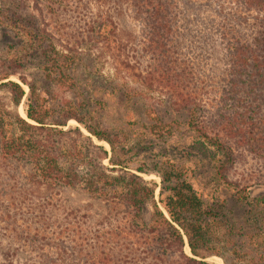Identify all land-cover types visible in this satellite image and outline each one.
Returning a JSON list of instances; mask_svg holds the SVG:
<instances>
[{"label":"trees","instance_id":"16d2710c","mask_svg":"<svg viewBox=\"0 0 264 264\" xmlns=\"http://www.w3.org/2000/svg\"><path fill=\"white\" fill-rule=\"evenodd\" d=\"M47 1L54 6L43 5ZM123 1L139 25L143 49L150 59L144 84L167 93L182 107L190 132L187 145L214 157L212 175L233 193L208 205L195 184L181 178L179 165L170 170L145 163L130 165V159L115 157L108 135L77 115L48 121L49 107L38 100L32 82L18 75L28 87L26 92L10 78L17 71L9 64L0 66L2 236L32 253L21 264H214L207 259L212 254L220 255L224 264H242L247 252L264 264V191L256 192L264 188V0ZM33 2L37 11L41 4L55 11L81 0ZM23 19L22 14L0 5V37L14 44L13 37L24 36L10 53L9 63L24 60V45L34 49L40 43L39 29L27 27ZM108 24L112 22L104 20L97 27L101 30ZM204 33L221 47L222 62L210 72L199 73L197 63L185 56L184 47L194 35ZM46 56L47 66L56 73L54 78L74 84L70 63L74 57L54 52ZM25 95L26 117L17 110ZM144 113L154 135H173L180 129V121H164L150 108ZM72 116L97 139L106 140L111 154L79 128L74 133L81 141L70 139L71 127L60 126ZM237 150L253 153L259 160L254 183L242 184L229 177ZM105 158L110 166L103 163ZM152 171L160 177L157 200V184L141 174ZM23 179L35 183L34 188L53 185L86 193L105 208V224L92 234L79 236L81 225L50 219L45 215L47 207L41 215L26 211L16 201L26 192ZM225 208H230L231 218ZM110 216L113 222L107 224ZM223 227L230 236L218 247L211 242L216 230ZM185 243L190 254L184 251ZM17 252L18 247H0V264H17L13 263Z\"/></svg>","mask_w":264,"mask_h":264},{"label":"rangeland","instance_id":"374dc122","mask_svg":"<svg viewBox=\"0 0 264 264\" xmlns=\"http://www.w3.org/2000/svg\"><path fill=\"white\" fill-rule=\"evenodd\" d=\"M33 3V0H0V5L6 9L11 8L14 13L22 14V23L27 27L39 29L41 35L40 43L34 46L35 50L28 45V40L24 39V44L28 47L24 45V60L18 63H9L8 59L24 36L18 34L17 38L13 37L14 44L0 37V66L11 64L17 74L11 75L10 78L21 83L26 92L28 87L18 75L32 82L38 100L49 107L48 121L55 122L66 115H77L85 124L108 135L114 143L115 157L130 159V165L145 163L150 168L168 170L172 165H179L181 178L190 179L202 192L208 205L231 196L233 190L211 173L216 165L214 157L187 145L190 132L182 107L167 93L144 84L150 59L143 49L139 25L125 1L81 0L76 5L70 2L63 9L58 8L55 11L42 4L39 6L41 10L37 11L32 7ZM42 3L49 7L54 6L50 1ZM104 20L112 22L111 25L114 23L115 28L111 29L108 24L99 30L97 25ZM206 33L203 36L194 35L193 40L184 47L185 56L197 63L199 73L210 72L222 62L221 47L213 44V40L209 39ZM48 52L66 53L70 59L74 57L70 62L73 66L74 84H71L70 80L64 84L54 78L56 73L51 70L53 67L46 64ZM69 102L72 103L70 106ZM147 108L152 109L164 121H180V129L174 130L173 135L157 136L150 133V121L148 122L144 113ZM25 109L26 95L17 106L22 116H26ZM60 127H71L72 131L68 134L70 139L74 137L81 141L80 136L74 133L75 129L79 128L84 135L91 137L96 144L102 145L111 154L109 143L104 139H97L74 116L66 119V125ZM235 154L229 177L241 181L242 184L254 183L253 175L254 171L260 168L259 160L250 152L237 150ZM103 163L110 166L107 158ZM141 174L145 179L157 184V200L159 175L154 171ZM22 186L26 192L16 197L17 205L23 206L28 212H38L39 215L47 207L45 215L50 219H61L71 226L81 225L82 229H79L83 231H79V236L92 234L98 229V225L105 224L102 220L105 208L82 191L57 188L53 185H38V188H34L35 183L26 182L24 179ZM262 191L264 188L256 190ZM87 204L91 205L87 207ZM79 205L81 207L78 208ZM223 211L231 218L228 212L230 208ZM235 212H238V208H235ZM110 222H113L111 216L107 224ZM38 223H41L40 219ZM229 236V231L223 227L220 231L216 230L211 243L219 247L221 241ZM12 243L9 244L0 231L1 248L6 245L18 247L13 263L21 264L23 259L32 258V253L21 243ZM184 251L190 254L187 243ZM207 259L214 264H224L222 257L217 254L209 255ZM241 263L260 264L256 258L253 259L252 252L245 253Z\"/></svg>","mask_w":264,"mask_h":264},{"label":"bare ground","instance_id":"6f19581e","mask_svg":"<svg viewBox=\"0 0 264 264\" xmlns=\"http://www.w3.org/2000/svg\"><path fill=\"white\" fill-rule=\"evenodd\" d=\"M23 115H25V114H23Z\"/></svg>","mask_w":264,"mask_h":264},{"label":"water","instance_id":"95a60500","mask_svg":"<svg viewBox=\"0 0 264 264\" xmlns=\"http://www.w3.org/2000/svg\"><path fill=\"white\" fill-rule=\"evenodd\" d=\"M26 117V116H25Z\"/></svg>","mask_w":264,"mask_h":264}]
</instances>
